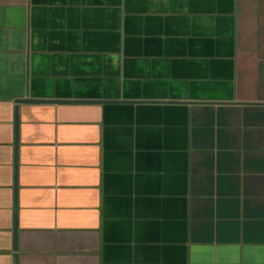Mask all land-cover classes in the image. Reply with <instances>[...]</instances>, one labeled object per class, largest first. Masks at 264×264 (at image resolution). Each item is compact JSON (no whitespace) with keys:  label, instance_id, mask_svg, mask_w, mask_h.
I'll use <instances>...</instances> for the list:
<instances>
[{"label":"crops","instance_id":"1","mask_svg":"<svg viewBox=\"0 0 264 264\" xmlns=\"http://www.w3.org/2000/svg\"><path fill=\"white\" fill-rule=\"evenodd\" d=\"M15 254L264 264V0H0Z\"/></svg>","mask_w":264,"mask_h":264},{"label":"water","instance_id":"2","mask_svg":"<svg viewBox=\"0 0 264 264\" xmlns=\"http://www.w3.org/2000/svg\"><path fill=\"white\" fill-rule=\"evenodd\" d=\"M14 249H15V251H17V244H16V242H15V247H14ZM15 264H17V256H16V254H15Z\"/></svg>","mask_w":264,"mask_h":264}]
</instances>
